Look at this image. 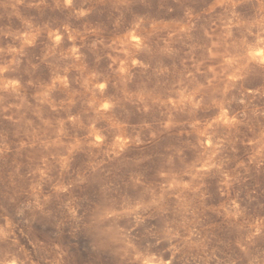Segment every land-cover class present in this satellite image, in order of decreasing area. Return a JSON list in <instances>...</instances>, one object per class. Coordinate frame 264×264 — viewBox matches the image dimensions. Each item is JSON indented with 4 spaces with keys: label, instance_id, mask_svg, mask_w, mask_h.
<instances>
[{
    "label": "rangeland",
    "instance_id": "rangeland-1",
    "mask_svg": "<svg viewBox=\"0 0 264 264\" xmlns=\"http://www.w3.org/2000/svg\"><path fill=\"white\" fill-rule=\"evenodd\" d=\"M0 92V264H264V0H0Z\"/></svg>",
    "mask_w": 264,
    "mask_h": 264
},
{
    "label": "bare ground",
    "instance_id": "bare-ground-1",
    "mask_svg": "<svg viewBox=\"0 0 264 264\" xmlns=\"http://www.w3.org/2000/svg\"><path fill=\"white\" fill-rule=\"evenodd\" d=\"M61 37V36H60ZM55 38V37H54ZM58 38V37H57ZM55 41H56V39H55ZM58 42V41H57ZM57 47V46H56ZM67 57V56H66ZM2 75V74H1ZM9 78V77H8ZM10 79V78H9ZM64 80V79H63ZM18 82V81H17ZM16 82V83H17ZM8 85V84H7ZM13 86V85H12ZM6 87V86H5ZM3 92H5V91H3ZM1 93V92H0ZM8 93V92H7ZM14 93V92H13ZM16 93H17V91L15 90V95H16ZM45 93V92H44ZM8 95V94H7ZM11 95V94H10ZM13 95V94H12ZM18 95V94H17ZM23 95V94H22ZM2 97H4V96H2ZM1 97V98H2ZM5 100V99H4ZM57 104V103H56ZM64 106V105H63Z\"/></svg>",
    "mask_w": 264,
    "mask_h": 264
}]
</instances>
